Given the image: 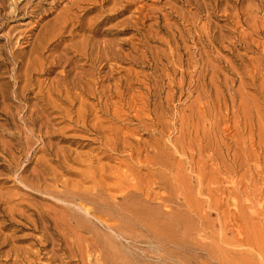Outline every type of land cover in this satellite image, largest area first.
<instances>
[{
	"label": "rangeland",
	"instance_id": "obj_1",
	"mask_svg": "<svg viewBox=\"0 0 264 264\" xmlns=\"http://www.w3.org/2000/svg\"><path fill=\"white\" fill-rule=\"evenodd\" d=\"M112 1L0 0V264H100L84 248L96 229L142 264H264V0ZM64 188L113 206L133 193L176 241H124Z\"/></svg>",
	"mask_w": 264,
	"mask_h": 264
},
{
	"label": "bare ground",
	"instance_id": "obj_2",
	"mask_svg": "<svg viewBox=\"0 0 264 264\" xmlns=\"http://www.w3.org/2000/svg\"><path fill=\"white\" fill-rule=\"evenodd\" d=\"M103 1V0H102ZM112 1V0H111ZM115 1V0H114ZM118 1V0H117ZM120 1H123V0H120ZM125 1V0H124ZM170 1H172V0H170ZM238 1V0H237ZM109 2V1H108ZM113 2V1H112ZM163 2V4L164 3H166V1H162ZM169 2V1H168ZM198 2V1H197ZM235 2H236V0H235ZM104 3V2H103ZM102 3V4H103ZM105 3H107V2H105ZM104 3V4H105ZM114 3V2H113ZM113 3H112V5H113ZM115 3H116V1H115ZM117 3H119V2H117ZM131 3V2H130ZM134 3V2H133ZM129 4V3H128ZM167 4V3H166ZM166 4L163 6L162 5V7H164V8H161V9H167L165 6H166ZM171 4H173L172 2H171ZM208 4H210V2L208 3ZM117 4H115V6H116ZM174 5V4H173ZM169 6V5H168ZM172 6V5H171ZM203 6H204V4H203ZM103 7V6H102ZM176 7V6H175ZM175 7H172V8H175ZM210 7V6H209ZM140 10H143V8L141 9L140 7H138ZM171 8V7H170ZM135 10H137V9H135ZM160 10V9H159ZM141 13V12H140ZM150 13V12H149ZM159 13V12H158ZM133 14V13H132ZM142 14V13H141ZM156 14V13H155ZM111 15V14H110ZM134 15H136V14H134ZM147 15V14H146ZM150 15V14H149ZM162 15V14H161ZM131 17H133V16H131ZM142 17V16H141ZM151 18V17H150ZM134 19H135V17H134ZM163 19V18H162ZM172 19V18H171ZM140 20V19H139ZM129 21V20H128ZM133 21V20H132ZM120 22V21H119ZM124 22H125V20H124ZM121 23V22H120ZM171 23V22H170ZM73 24V23H72ZM116 24V23H115ZM122 24V23H121ZM120 24V25H121ZM145 24V23H144ZM147 24V23H146ZM116 25H118L119 26V23L118 24H116ZM123 25V24H122ZM126 25V24H125ZM128 25V24H127ZM135 25V24H134ZM113 26H115V25H113ZM152 26V25H151ZM81 27V26H80ZM74 28V27H73ZM72 28V29H73ZM82 30H84V28L82 29ZM98 31V30H97ZM164 31V30H163ZM74 32V31H73ZM98 33V32H97ZM72 34H74V33H72ZM105 35H107V34H105ZM139 35V34H138ZM113 36V35H112ZM157 36V35H156ZM108 37V36H107ZM149 37V36H148ZM207 38V37H206ZM104 39H106V38H104ZM111 39V38H110ZM109 39V40H110ZM113 40H115L114 38H113ZM119 40V39H118ZM106 42V41H105ZM111 42V41H110ZM113 42V41H112ZM115 42V41H114ZM116 42H118V41H116ZM115 42V43H116ZM124 42V41H123ZM170 42V41H169ZM120 43V42H119ZM122 43V42H121ZM125 43V42H124ZM69 44V43H68ZM109 45H112V43H110V44H108L107 46H103L102 44H101V46H103V49H106V48H109L110 46ZM168 45V44H167ZM70 45H68V47H69ZM113 46H115V44L113 43ZM117 46V45H116ZM112 47V46H111ZM122 47V46H121ZM112 48H114V47H112ZM70 49H71V47H70ZM102 49V50H103ZM115 49H117L116 47H115ZM114 49V50H115ZM170 49V48H169ZM78 50H81V48L79 47V49ZM117 50H120V49H117ZM174 50V49H173ZM110 51V50H109ZM106 52H108L107 50H106ZM171 52V51H170ZM175 52V51H174ZM178 52V51H177ZM110 53H113V52H110ZM109 53V54H110ZM107 54V53H106ZM114 54V53H113ZM113 54H111V55H113ZM116 55H117V53H115ZM114 54V55H115ZM176 54V53H175ZM103 55V54H102ZM110 55V56H111ZM176 56H177V54H176ZM175 56V57H176ZM121 57V56H120ZM171 57V56H170ZM102 58V57H101ZM104 58V57H103ZM109 58H112V57H109ZM179 58H181V57H179ZM108 59V58H107ZM107 59L105 58V60L107 61ZM113 59H114V57H113ZM112 59V60H113ZM117 59H118V57H117ZM123 59V58H122ZM177 59V58H176ZM108 60H110V59H108ZM116 60V59H115ZM172 60H173V58H172ZM105 61V62H106ZM170 61H171V59H170ZM175 61V60H174ZM109 62V61H108ZM112 62V61H111ZM110 62V64H113V63H111ZM102 63V62H101ZM115 63V62H114ZM173 64V63H172ZM115 67L116 66H118V65H115V64H113ZM44 66V65H43ZM105 67V66H104ZM121 67V66H120ZM216 67V66H215ZM43 68V67H42ZM111 68H114V67H111ZM115 69V68H114ZM205 69V68H204ZM113 69H111V71H112ZM111 71H109V73H108V76H110L109 74L111 73ZM115 72V71H114ZM203 72V71H202ZM204 72H205V70H204ZM46 73V72H45ZM51 73H52V71H51ZM200 73V72H199ZM47 74V73H46ZM63 74H64V76H65V72L63 71ZM111 74H113V73H111ZM42 75V74H41ZM45 75V74H44ZM49 75V74H48ZM30 78V77H29ZM32 78V77H31ZM111 78V77H110ZM79 79V78H78ZM119 79H120V76H119ZM117 80L118 82H116V84L118 83L119 84V86H120V80ZM131 79V78H130ZM137 79V78H136ZM61 80H63V79H61ZM106 80V79H105ZM109 80V79H108ZM75 81V80H74ZM78 81V80H77ZM94 81V80H93ZM110 81V80H109ZM122 81V80H121ZM126 82H127V80H125ZM46 82V81H45ZM88 82V81H87ZM92 82V81H91ZM106 82V81H105ZM111 82H113V84H115L114 83V81L112 80ZM110 82V83H111ZM124 82V81H123ZM41 83H43V82H41ZM75 83V82H74ZM78 83V82H77ZM122 83V82H121ZM82 84V83H81ZM84 84V83H83ZM97 84V83H96ZM117 84V85H118ZM129 84V83H128ZM94 85V84H93ZM92 85V86H93ZM105 85V84H104ZM107 85H108V83H107ZM109 85H111L112 87H114V85H112V84H109ZM126 85H127V83H126ZM130 85V84H129ZM128 85V86H129ZM80 86V85H79ZM88 86V85H87ZM96 86V85H95ZM123 86H124V83H123ZM123 86L121 87V88H123ZM76 87H78V86H76ZM101 87V86H100ZM99 87V88H100ZM105 87L107 88V86H104V89H105ZM108 87H110V86H108ZM118 86H116L115 87V89L117 88ZM95 88V87H94ZM120 88V89H121ZM126 88V87H125ZM130 88V87H129ZM61 89V88H60ZM119 89V88H118ZM108 90H109V88H108ZM114 90V89H113ZM113 90H109V91H113ZM117 90V89H116ZM116 90H114L113 92H115ZM122 90V89H121ZM126 90V89H125ZM101 91V90H100ZM105 91V90H104ZM107 91V90H106ZM120 91V90H119ZM127 91V90H126ZM70 92V91H69ZM103 92V91H102ZM101 92V93H102ZM22 93V92H21ZM20 93V94H21ZM96 93V92H95ZM99 94H100V92H98ZM104 93V92H103ZM103 93H102V96H103ZM107 93H108V91H107ZM111 94H112V92H110ZM116 93H117V91H116ZM119 93V92H118ZM121 93V92H120ZM124 93V92H123ZM122 93V94H123ZM129 93V92H128ZM105 94H106V92H105ZM114 94V93H113ZM127 94V93H126ZM110 95V94H109ZM124 95V94H123ZM21 96V95H20ZM24 96H27V95H25V92H24ZM116 96H118V94L116 95ZM142 96V95H141ZM23 97V96H22ZM47 97H48V95H47ZM61 97V96H60ZM101 97V96H100ZM107 97V96H106ZM106 97H103V98H106ZM118 97H120V96H118ZM130 97V96H129ZM139 97V96H138ZM58 99H60V98H58ZM125 99V98H124ZM21 100V99H20ZM81 100V99H80ZM106 101V100H105ZM47 102H49V100L47 101ZM69 102L70 103H72V101H70L69 100ZM80 102H82V101H80ZM99 102V101H98ZM51 103H52V101H51ZM112 103V102H111ZM81 104V103H80ZM45 106V105H44ZM112 106V105H111ZM155 106V105H154ZM35 107V106H34ZM28 108V107H27ZM131 109V108H130ZM31 110V109H30ZM32 110H33V108H32ZM31 110V111H32ZM36 112H37V109H36ZM123 112V111H122ZM38 114H42L41 113V110H39L38 111ZM106 114H107V112H106ZM34 115V114H33ZM36 115V114H35ZM44 115H45V113H44ZM43 114L42 115H39V116H44ZM123 115V114H122ZM11 116H12V114H11ZM28 116V115H27ZM26 116V117H27ZM37 116V115H36ZM46 116V115H45ZM115 116V115H114ZM25 117V118H26ZM97 117V116H96ZM13 118V117H12ZM34 118V117H33ZM37 118V117H36ZM24 119V118H23ZM27 119V118H26ZM25 119V120H26ZM38 119V118H37ZM36 119V120H37ZM40 119V118H39ZM45 119V118H44ZM98 119V118H97ZM28 120V119H27ZM30 120H32L31 118H30ZM41 120V119H40ZM39 120V121H40ZM125 120V119H124ZM15 121V120H14ZM24 121V120H23ZM38 121V122H39ZM43 121V120H42ZM46 121H48V120H46ZM46 121H43V123L44 124H46ZM28 122V121H27ZM33 122V121H32ZM32 122H30V124L32 123ZM50 122V121H49ZM95 122V121H94ZM24 123V122H23ZM35 123H37V122H35ZM42 123V124H43ZM40 124V123H39ZM28 126V125H27ZM30 126H32V125H30ZM36 126V125H35ZM26 127V126H25ZM0 128H1V125H0ZM3 128V127H2ZM29 129V128H28ZM1 130H3V129H1ZM20 131V130H19ZM18 131V132H19ZM29 131V130H28ZM30 131H31V133L33 132V130H31L30 129ZM29 131V132H30ZM17 132V133H18ZM24 131H22V132H19V133H22V134H24L23 133ZM122 133V132H121ZM30 134V133H29ZM34 133H32V135H33ZM115 134H116V132H115ZM128 135V134H127ZM13 136H14V134H13ZM2 137V136H1ZM15 138H17V135H15ZM99 138V137H98ZM4 140V139H3ZM2 140V145H3V143H4V145L6 146V147H9V145H6L5 143L6 142H4ZM123 141H124V139H123ZM9 142V141H8ZM9 143H11V141L9 142ZM105 143V142H104ZM110 144V143H109ZM130 144V143H129ZM3 145V146H4ZM11 145H12V143H11ZM103 145V144H102ZM127 145V144H126ZM189 145V144H188ZM2 146V147H3ZM11 147H13V146H11ZM102 147V146H101ZM127 147V146H126ZM125 147V148H126ZM179 147V146H178ZM14 148V147H13ZM105 148V147H104ZM124 148V149H125ZM129 148H130V146H129ZM180 148H181V146H180ZM113 149V148H112ZM12 150V149H11ZM3 151V150H2ZM8 151V150H7ZM7 151L5 152L4 151V153H7ZM13 151V150H12ZM112 151V150H111ZM127 151H129V150H127ZM131 151V150H130ZM170 151V150H169ZM102 152V151H101ZM109 152V151H108ZM174 152V151H173ZM176 152V151H175ZM130 153V152H129ZM169 153V152H168ZM11 154V153H10ZM13 154V153H12ZM134 154V153H133ZM16 158V157H15ZM130 158V157H129ZM132 158V157H131ZM138 158V157H137ZM168 158V157H167ZM174 158V157H173ZM13 159V158H12ZM95 160V159H94ZM97 160V159H96ZM133 160V159H132ZM172 160V159H171ZM15 161V160H14ZM99 161V160H98ZM97 161V162H98ZM159 161V160H158ZM135 162V161H134ZM172 162V161H171ZM136 163V162H135ZM169 163V162H168ZM14 164V163H13ZM122 164V163H121ZM165 164V163H164ZM167 164V163H166ZM11 165V164H10ZM147 165H148V163H147ZM151 165V164H150ZM103 166V165H102ZM104 166H106V165H104ZM103 166V167H104ZM174 166V165H173ZM94 167V166H93ZM102 167V168H103ZM101 168V169H102ZM25 169V168H24ZM50 169V168H49ZM160 169V168H159ZM171 169V168H170ZM174 169V168H173ZM23 170V169H22ZM22 170H21V172H22ZM52 170V169H51ZM93 171V170H92ZM130 171V170H129ZM36 173H38V171H37V169H36V171H35ZM35 172L33 173V174H35ZM42 172V171H41ZM40 172V173H41ZM53 172V171H52ZM43 173V172H42ZM100 173V172H99ZM102 174H103V172H101ZM155 173H157V172H155ZM39 174V173H38ZM53 174H54V172H53ZM101 174V175H102ZM82 175H84V173L82 174ZM85 175H87V174H85ZM84 175V176H85ZM90 175V174H89ZM104 175V174H103ZM102 175V176H103ZM124 175V174H123ZM122 175V176H123ZM127 175V174H126ZM125 175V176H126ZM40 176V175H39ZM38 176V177H39ZM36 177H37V174H36ZM55 177V176H54ZM57 177V176H56ZM61 177V176H60ZM87 177H89V178H91V176H88L87 175ZM110 177V176H109ZM142 177V176H141ZM40 178H42L43 179V176L41 175V177ZM95 178V177H94ZM123 178H125V177H123ZM23 179V178H22ZM41 179V181H43V180H45V179H43L42 180ZM87 179V178H86ZM102 179V178H101ZM100 179V180H101ZM106 179V178H105ZM138 179V178H137ZM170 179H172V177L170 178ZM174 179V178H173ZM35 180H36V178H35ZM85 180V179H84ZM91 180V179H90ZM89 180V181H90ZM177 180V179H176ZM200 180V179H199ZM37 181V180H36ZM67 181V180H66ZM86 181V180H85ZM95 181V180H94ZM103 181V180H102ZM101 181V182H102ZM106 181V180H105ZM146 181V180H145ZM25 182H29V181H25ZM58 182H59V180H58ZM68 182V181H67ZM74 181H72L71 183H73ZM80 182H82V180L80 179ZM84 182V181H83ZM91 182H93L92 180H91ZM134 182V181H133ZM140 182V181H139ZM94 183V182H93ZM99 183V182H98ZM106 183V182H105ZM73 184H75V185H72L71 184V187L73 186V188L74 189H72V188H70L71 190L70 191H74L75 189H76V184L77 183H73ZM103 184V183H102ZM107 184V183H106ZM105 184V185H106ZM121 184V183H120ZM133 184V183H132ZM144 184V183H143ZM142 184V185H143ZM159 184V183H158ZM63 185H65V184H63ZM99 185V184H98ZM104 185V184H103ZM134 185V184H133ZM160 185V184H159ZM158 185V186H159ZM34 186H35V184H34ZM79 186V187H78ZM77 187L78 188H81V187H83V186H80V185H78ZM121 186V185H120ZM119 186V187H120ZM141 186V185H140ZM36 187V186H35ZM39 186L37 185V188H38ZM51 187V186H50ZM56 187V186H55ZM63 187H67V185H65V186H63ZM108 187V186H107ZM122 187V186H121ZM120 187V188H121ZM136 187V186H135ZM152 187H153V185H152ZM77 188V189H78ZM119 188V190L121 191V190H123V189H120ZM160 188V187H159ZM52 189H53V187H52ZM51 188H50V190H52ZM93 188H91V190H92ZM108 189V188H107ZM136 189H138V187L136 188ZM55 189H53V191H54ZM64 191H63V194H64V192L67 190H65V188L63 189ZM84 192H83V191ZM90 190V189H89ZM95 191L97 190V189H94ZM94 190H92L91 192L94 194ZM101 190H102V188H101ZM109 190H111V189H109ZM118 190V189H117ZM118 190V191H119ZM48 191V190H47ZM53 191H51L50 193L53 195ZM57 191V190H56ZM55 191V193L57 194V192ZM68 191V193H67V195L69 194V190H67ZM78 191H80V190H77V192ZM103 191H105V190H103ZM103 191H100V192H103ZM146 191V190H145ZM83 192V194L85 193H88V192H90V191H87V192H85V189L83 188V189H81V192H80V194L79 195H75V194H73V195H63L62 193H60V194H62L63 195V197L61 196L59 199H60V201L63 199V201L65 202V201H70V203L72 202V200L73 199H78L79 200V203L77 204L78 205V207H80L83 211H84V213L85 214H83V215H89L90 216V213H92L93 211H94V209L93 208H89V209H92L93 211L92 212H90L89 211V209H87L86 207H85V205H84V203H91V204H93L92 206H94V205H100L98 208H100V211H99V209H97V211H99V212H97L96 210V212L95 213H98V214H100V215H98V216H95V214H94V212L91 214L92 215V217L95 219V220H98L101 224H103L107 229H109V230H111V231H113V233L115 234V235H117V236H121V238L122 239H124V241L127 239H130L132 242H136L137 240H136V235L135 234H137V236H138V233H135L136 232V228H139V229H141L140 231H146L147 233H151L150 235H152L151 237L153 238V240L152 241H154V243L156 244V247L154 248V250H152V251H159L161 248H160V246L164 243V242H166V241H168V242H171V243H173V242H175L176 240V238L174 237V234L172 233V231H174V230H172L171 231V225L169 224V223H166V224H161L160 223V220H159V213L157 212H155L154 210H152V208L151 209H147V208H149V207H145L144 205H142V201L143 200H136L138 197L136 196L135 197V195H133V196H131V195H129L128 196V194L127 193H123V194H127L126 195V197H122L121 195H118V196H121L122 198H121V200H120V202H119V204L117 205V203L115 202V196H112L113 194L111 193V196H110V198L112 199V202L116 205H109L105 200V198L106 197H104L103 198V200H99V199H93V197L95 196V194H94V196L93 195H91V198H88L89 196H84V197H82L81 196V193ZM111 192V191H110ZM109 192V193H110ZM126 192V191H125ZM71 193V192H70ZM73 193V192H72ZM74 193H75V191H74ZM79 193V192H78ZM107 193H108V191H107ZM107 193H103L105 196H106V194ZM122 193V192H121ZM59 194V192H58V195H60ZM77 194V193H76ZM90 194V193H89ZM141 194V193H140ZM146 194V193H145ZM57 195V196H58ZM88 195V194H87ZM107 195H109V194H107ZM54 196L56 197V195H53V198H54ZM93 196V197H92ZM103 196V195H102ZM131 196V199L130 198H128V197H130ZM58 198V197H57ZM56 198V199H57ZM62 198V199H61ZM99 198H102V197H100V195H99ZM140 198V197H139ZM105 199V200H104ZM117 199V198H116ZM149 199V198H148ZM58 200V199H57ZM78 200H77V202H78ZM59 201V200H58ZM63 201H61V202H63ZM80 202H83V205L80 203ZM66 203V202H65ZM144 203V202H143ZM73 205V204H72ZM75 205V204H74ZM73 205V206H74ZM90 206V205H89ZM92 206H90V207H92ZM59 207V206H58ZM61 207V206H60ZM64 206H62V208H63ZM61 208V209H62ZM65 208V207H64ZM76 208V207H75ZM75 208H73L74 210H75ZM54 209V208H53ZM66 209H68L67 207H66ZM72 209V210H73ZM76 209H78V208H76ZM102 209V210H101ZM51 210V209H50ZM49 210V211H50ZM55 210H57V209H55ZM60 210V209H59ZM69 210H71L70 208H69ZM71 210V211H72ZM52 211V210H51ZM62 211H63V213L65 212V210H63L62 209ZM61 211V212H62ZM68 211V210H67ZM71 211H69L70 213H72ZM77 211H79V210H77ZM48 212V211H47ZM57 211H55V213H56ZM60 212V213H61ZM75 212H76V210H75ZM55 213H51V214H55ZM58 213V212H57ZM63 213H61V214H63ZM66 213V212H65ZM64 213V214H65ZM70 213H68V214H70ZM78 213V212H77ZM76 213V214H77ZM102 213H104V217H105V219H103L102 218V216L103 215H101ZM36 214V213H35ZM39 214V213H38ZM73 214H74V212H73ZM56 215V214H55ZM57 215H59V213L57 214ZM66 215V214H65ZM60 217H63V215L61 216V215H59ZM70 216H73V215H69V223H70V220H73L74 221V218H75V223L73 224L75 227H76V229L77 230H79V228L82 230V228L84 229V231H85V229H86V231H88V232H92L91 230V228L92 227H95V228H97L96 227V225H93L92 224V226H90L91 224L90 223H92L91 222V220L90 219H85V217L84 218H82V217H80L79 215L78 216H75V217H70ZM35 217V216H34ZM48 217V216H47ZM67 217V215L66 216H64V218L65 219H67L66 220V222L68 221V218H66ZM59 217H57V219H58ZM53 219V218H52ZM51 219V220H52ZM65 219L63 220L64 221V223H65ZM163 219V218H162ZM47 220V219H46ZM61 221H60V223L61 222H63L62 221V219H60ZM109 220H111V222L109 223V222H107V221H109ZM41 221V220H40ZM97 221V222H98ZM52 223H53V221H51ZM95 222V221H94ZM165 222V221H164ZM63 223V224H64ZM172 223V222H171ZM41 224V223H40ZM44 224V223H43ZM58 224V223H57ZM39 225V224H38ZM58 225H61V224H58ZM70 224H68V226H69ZM45 226V225H44ZM46 226H47V224H46ZM67 225L65 226V227H68ZM54 227V226H53ZM60 227V226H59ZM71 227V226H70ZM69 227V228H70ZM46 228V227H45ZM45 228H43V230L45 229ZM49 228V227H48ZM55 228V227H54ZM58 228V227H57ZM56 228V229H57ZM64 228V227H63ZM62 228V229H63ZM74 227L72 226V229H73ZM95 228H93V230L95 229ZM173 228H175V227H173ZM53 229V228H52ZM58 229H60V228H58ZM65 229V228H64ZM63 229V230H64ZM62 230V231H63ZM67 230H68V228H67ZM46 231V230H45ZM53 231V230H52ZM58 231V230H57ZM61 231V230H60ZM66 231V230H65ZM65 231H63V232H65ZM69 231V230H68ZM74 231H76V230H74ZM73 231V232H74ZM83 231V230H82ZM96 233H93V236H89V238L88 239H86L85 240V242H86V245L85 244H83V247H84V245H85V252L87 253V256H89V255H92L91 254V252H93V254H94V252L96 251V253H97V251L99 252V255H98V257H97V261L98 262H100V264H142V263H139V261L141 260V258H145L146 257V260H147V258H148V260L149 259H151V257H149L148 255H146V254H144V252L141 250V253H136V252H134V254H133V260L135 261H133L132 260V258L130 257V252L128 253V249L126 250H123V249H121V247L119 248V249H114L113 248V244H120L121 246L123 245L124 246V244H122L123 242H122V240H117L113 235H111V234H101L100 235V230L98 231L97 229H96ZM49 232V231H48ZM72 232V233H73ZM175 232V231H174ZM45 233H47V232H45ZM60 233V232H59ZM69 233V232H68ZM67 233V234H68ZM98 233H99V235H98ZM133 233V234H132ZM48 234V233H47ZM50 234V233H49ZM61 235H62V233H60ZM59 234V235H60ZM64 234V233H63ZM66 234V233H65ZM77 234V233H76ZM76 234L74 233V235L76 236ZM87 234H89V233H87ZM176 234H177V232H176ZM176 234H175V236H176ZM51 235H52V232H51ZM72 235V234H71ZM149 235V236H150ZM43 236V235H42ZM57 236V235H56ZM78 236V235H77ZM129 236H131V237H129ZM46 236H44L43 238L44 239H46L45 238ZM59 237V236H58ZM60 237H62L63 238V235L62 236H60ZM59 237V238H60ZM70 237V236H69ZM177 237V236H176ZM52 238L54 239V240H52V241H54L53 243H55V238H57V237H53L52 236ZM64 238H66V235L64 236ZM68 238V237H67ZM78 238V237H77ZM178 238V237H177ZM48 240H49V242L51 241L49 238H47ZM46 239V240H47ZM70 239V238H69ZM83 239H85L84 237H83ZM64 240V239H63ZM60 241H62V239L60 240ZM65 241V240H64ZM151 241V240H150ZM63 242V241H62ZM79 242V241H78ZM130 242V241H129ZM52 243V242H51ZM144 243V242H143ZM65 244V243H64ZM134 244V243H133ZM132 244V245H133ZM152 244V243H151ZM170 244V243H169ZM174 244V243H173ZM52 245H54V244H52ZM59 245V244H58ZM62 245V244H61ZM60 245V246H61ZM127 245V244H126ZM125 245V246H126ZM131 245V244H130ZM132 245H131V247H132ZM135 245V244H134ZM134 245H133V248H134ZM164 245V244H163ZM171 245V244H170ZM56 246V245H55ZM116 246H118V245H116ZM122 246V247H123ZM129 246V245H128ZM54 247V246H53ZM82 247V248H83ZM127 247V246H126ZM55 248V247H54ZM53 248V249H54ZM66 248H68V246L66 245ZM137 248V247H136ZM136 248H134V250L136 249ZM138 250H139V248H137ZM163 249V248H162ZM129 250H130V248H129ZM54 251H55V249H54ZM145 251V253H146V250H144ZM161 251V250H160ZM133 252V251H132ZM138 252V251H137ZM172 252V251H171ZM160 253H162V252H160ZM166 253V252H165ZM168 253V252H167ZM166 253V254H167ZM78 254V253H77ZM81 255H82V251H81V253H80ZM135 254L136 255H138V258L140 257V259L139 260H137V259H135ZM81 255H79V256H81ZM132 255V254H131ZM155 254H153V256H154ZM168 255V254H167ZM93 256V255H92ZM91 256V257H92ZM158 256V255H157ZM156 255H155V258L157 257ZM162 256V255H161ZM161 256H158V257H161ZM81 257H83V256H81ZM162 257H164V256H162ZM165 258V257H164ZM81 258H79V260H80ZM85 259H87V258H85ZM85 259H84V261H85ZM83 260V259H82ZM94 260V259H93ZM147 260V261H148ZM166 264H175V261H176V259H174L173 258V256L172 255H168V257H166ZM95 261V260H94ZM138 261V262H137ZM150 261V260H149ZM164 261H165V259H164ZM83 262V261H82ZM141 262H143V261H141ZM145 262V261H144ZM155 262V261H154ZM154 262H153V264H154ZM93 263V262H92ZM151 263V262H150ZM88 264H90V263H88ZM98 264V263H97ZM144 264V263H143ZM146 264V263H145ZM156 264H157V262H156ZM161 264H163V262L161 263Z\"/></svg>",
	"mask_w": 264,
	"mask_h": 264
}]
</instances>
